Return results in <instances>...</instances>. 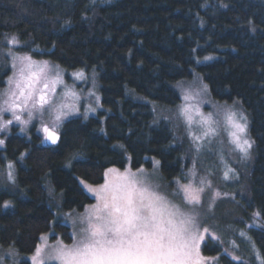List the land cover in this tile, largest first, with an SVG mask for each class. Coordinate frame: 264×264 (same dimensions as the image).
Masks as SVG:
<instances>
[{"label": "trees", "instance_id": "obj_1", "mask_svg": "<svg viewBox=\"0 0 264 264\" xmlns=\"http://www.w3.org/2000/svg\"><path fill=\"white\" fill-rule=\"evenodd\" d=\"M8 35L19 41L18 52L67 70L96 68L110 113L68 119L53 147H44L34 130L30 138L15 131L7 137L0 165L5 158L15 164L18 187L0 188L3 248L31 255L51 229L72 240L70 228L56 219L48 185L65 213L93 203L79 181L101 184L110 167L150 169L155 159L166 182L183 180L190 164L185 148L167 122L155 124L149 105L128 93L175 107L174 85L196 70L213 99L240 103L248 114L253 163L248 197H239L234 211L258 256L235 261L211 239L201 251L218 256L219 264H264V0H0V42ZM210 55L216 58L197 62ZM6 64L0 55V87L10 73Z\"/></svg>", "mask_w": 264, "mask_h": 264}, {"label": "rangeland", "instance_id": "obj_2", "mask_svg": "<svg viewBox=\"0 0 264 264\" xmlns=\"http://www.w3.org/2000/svg\"><path fill=\"white\" fill-rule=\"evenodd\" d=\"M99 1L101 3H111L114 0ZM12 38H15L17 43L13 44L11 42ZM19 45L17 38L12 35L3 37L0 42V55L10 69L5 85L0 87V105L7 99L10 90L16 91L15 81L19 78L21 64L14 57H31V60L39 66L46 64L47 79L51 81L59 76V81L55 84L54 91L49 92L51 103L46 104L43 110L39 107L31 109L33 101H29L28 108L17 112L21 120L28 121L27 124L17 121L11 111L0 112V125L9 120L12 121L11 124L0 130V140H4V144L0 145V149L5 147L7 137L14 131L19 135L30 138L31 130H34L42 137L44 135L43 126H53L56 108L61 105H63V112L66 115L60 123L59 131L68 119L79 117L86 120L89 117L97 116L102 111L106 114L110 113V110L104 107L101 102L100 81L96 68L67 70L51 60L38 59L29 53L18 52L15 49ZM214 58H216V55H210L202 60H197V62H207ZM13 64L16 67H13ZM44 82L45 80L42 78L37 87L42 88ZM174 88L180 97V102L175 107L157 104V102L134 94L132 91H129L128 95L149 105L155 124L164 121L170 125L175 142L185 148L184 156L190 163L185 178L183 180L176 179L172 184H169L162 178L163 176L158 167L159 162L157 163L155 159L152 160L153 166L150 169L144 167L132 169L130 166L124 169L110 167L106 169L104 181L101 184L91 185L85 181H79L84 191L92 197L93 203L86 206L83 211L65 213L62 210L61 198H57L48 185L47 194L52 198L56 219L61 220L70 228L72 240L65 242L58 233L51 229L41 236L35 251L31 255L25 256L13 248H3L0 245V264H22L23 262L35 264L32 257L36 255L37 248L42 249L41 254L44 257L45 264H59L58 261L47 259L49 249L58 243L71 247L77 242L82 237L83 230L87 227L84 218L90 214L94 206L100 203L96 191L106 183L116 181L119 176H123L125 173H131L146 181L151 190L165 197L171 205L178 206L182 212L194 217L200 234L204 236L199 244L200 264H219L218 256H205L201 251V246L207 239L221 241L224 252L228 253L235 261L250 262L249 258L252 255L258 256V252L255 246L251 244L246 229L238 227L241 218L239 212L234 211V205L240 202L238 198L248 197V174L253 163L254 144L250 150V156L244 158L232 142L231 128L227 122V114L235 112L237 117L241 114L247 117L249 126L248 114L240 103H225L213 99L210 91H208L207 84L196 70L193 71L192 79L178 82L174 85ZM186 96L189 98L185 99ZM185 107L189 109V114L192 117L191 122L183 114L182 110ZM29 109H31V114ZM102 119L104 121L105 117L102 116ZM202 121H208V123H202ZM209 126L214 132L204 136L203 133ZM194 136H199L200 139L195 140ZM247 138L251 140L249 130ZM229 168L234 171L230 172L228 178H226L224 173ZM9 172L12 173L14 179L9 178ZM16 184L15 164L5 158L3 165H0V185H3L0 188H2L1 190L16 192L12 188L17 186ZM189 184L193 188H204L200 203L197 205L188 204L185 198L183 186ZM89 187L93 191H89ZM216 192L220 193L218 197L214 196ZM10 205L11 203L8 202V206ZM245 226L246 228L249 227L248 224H245ZM204 229L208 231L204 232ZM242 233L243 235H241ZM54 234L57 235L52 238ZM45 245L48 247H45ZM233 248L244 252L247 259L237 255L238 252L236 254Z\"/></svg>", "mask_w": 264, "mask_h": 264}, {"label": "snow or ice", "instance_id": "obj_3", "mask_svg": "<svg viewBox=\"0 0 264 264\" xmlns=\"http://www.w3.org/2000/svg\"><path fill=\"white\" fill-rule=\"evenodd\" d=\"M11 42L17 43L15 38ZM14 59L21 64L19 78L15 81L16 91H9L7 99L0 105V112L11 111L17 121L27 124L28 121L21 120L17 112L28 108L29 101H33L31 109L39 107L43 110L46 104L51 103L49 92L54 91L59 76L49 81L46 64L39 66L31 57ZM42 78L45 82L42 88H38ZM182 111L191 122L189 109L185 107ZM65 115L61 105L56 108L53 126H43L45 139L52 144L60 141L59 127ZM227 122L232 142L242 156L248 158L253 142L247 138V117L242 114L237 117L235 112H229ZM11 123V120L6 121L0 125V130ZM202 123L207 124L208 121ZM212 132L214 130L209 126L203 135L208 136ZM194 139L199 140L200 137L194 136ZM3 144L4 140H0V145ZM233 171L229 168L224 173L225 177L228 178ZM8 175L14 179L11 172ZM89 191L93 189L89 187ZM183 192L188 204L197 205L204 188H193L189 184L183 186ZM96 195L100 203L84 218L87 227L82 237L71 247L62 243L52 246L47 254L48 260L59 264H200L199 244L204 236L200 234L194 217L171 205L165 197L151 190L146 181L125 173L116 181L103 185ZM219 195V192L214 194L216 197ZM4 206L8 207V202ZM41 253L42 249L37 248L36 255L32 257L35 264H45Z\"/></svg>", "mask_w": 264, "mask_h": 264}, {"label": "water", "instance_id": "obj_4", "mask_svg": "<svg viewBox=\"0 0 264 264\" xmlns=\"http://www.w3.org/2000/svg\"><path fill=\"white\" fill-rule=\"evenodd\" d=\"M42 142H43V145H44V147H53V146H56L57 144H52V143H50L49 141H47L46 139H45V135H43L42 136V140H41Z\"/></svg>", "mask_w": 264, "mask_h": 264}]
</instances>
